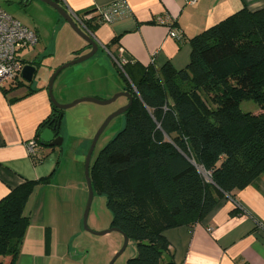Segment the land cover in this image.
<instances>
[{
  "label": "trees",
  "instance_id": "trees-1",
  "mask_svg": "<svg viewBox=\"0 0 264 264\" xmlns=\"http://www.w3.org/2000/svg\"><path fill=\"white\" fill-rule=\"evenodd\" d=\"M78 17L89 36L103 23L100 13ZM189 43L183 69L149 66L134 80L130 61L116 68L132 105L124 128L92 155L89 175L94 194L106 199L110 228L136 242L137 256L126 264H176L164 233L201 222L222 199L235 200L236 191L264 175V11L241 9ZM245 101L260 111L243 112ZM58 125L61 135L63 111L52 105L37 128L34 165L47 157L39 150L57 149L40 134ZM52 176L24 181L0 200V264L3 258L16 264L30 225L27 203ZM239 212L236 204L232 215Z\"/></svg>",
  "mask_w": 264,
  "mask_h": 264
},
{
  "label": "crops",
  "instance_id": "crops-1",
  "mask_svg": "<svg viewBox=\"0 0 264 264\" xmlns=\"http://www.w3.org/2000/svg\"><path fill=\"white\" fill-rule=\"evenodd\" d=\"M60 3L77 18L79 15L80 18L98 17V10L113 4L125 3L127 7L128 15L101 23L90 35L98 43L99 50L92 63L81 69L82 75H88L83 77L87 91H80L73 98L89 96L99 100H107L116 92L124 91V88H115L112 80L117 65L111 53H118L120 48L124 51L123 57L131 63L134 80L139 79L149 66L160 69L170 63L180 70L189 64L191 38L241 9L264 11V0H198L194 5H186L184 0H61ZM161 15L172 19L181 38L169 37L166 26L155 24V18ZM80 29L87 33L84 28ZM34 30L39 43L22 55V59L25 65L28 62L41 64L35 66L38 71L35 79L27 83L21 77L16 82L7 81L0 86V200L24 181L53 174L51 183L37 187L27 203L30 225L16 264H84L82 260L85 258L76 243L81 221L65 209L68 186L53 182L63 149L39 150L47 157L40 165H34L27 143L34 140L38 126L52 113L47 90L52 73L74 59L77 52L83 55L90 49L77 34H73L70 36L73 44L65 50V58L59 62L54 59L44 67L47 58L54 57V47L50 48L49 42L44 45L41 33L36 28ZM115 38L118 42L113 44ZM44 69L49 70L44 74ZM110 80L112 86L108 83ZM19 82L24 85L16 88ZM63 86L61 81L59 95H63ZM101 95L103 97H99ZM114 103V108L99 105L103 108L97 110L106 116L125 106L128 99L121 97ZM234 199H222L193 226L177 227L164 233L176 264H264V175L245 189L236 191ZM236 204L243 213L232 215ZM9 261V258H3V264H9Z\"/></svg>",
  "mask_w": 264,
  "mask_h": 264
},
{
  "label": "rangeland",
  "instance_id": "rangeland-1",
  "mask_svg": "<svg viewBox=\"0 0 264 264\" xmlns=\"http://www.w3.org/2000/svg\"><path fill=\"white\" fill-rule=\"evenodd\" d=\"M58 3L61 4L60 2ZM0 8L30 29H38L43 37L44 45H47V42H49V44L52 45L50 48L54 47V57L47 58L44 67H48L54 59L59 62L65 58V50H69L72 43L70 36H73L75 33L54 9L38 0H0ZM64 26H67L66 29H64ZM30 51L32 50L24 51L22 52V55ZM48 59L50 60L48 61ZM74 59H71L68 62H71ZM92 60L93 59H90L63 70L53 86V96L58 103L71 104L76 100L92 98L89 96L73 98L78 92L87 91L84 86L85 83L83 77L87 78L88 75H82L81 69L88 64H91ZM68 62H65L64 64H67ZM48 70L49 69L45 71L44 69V74ZM75 70L77 72L71 74V72ZM41 72L43 73V71ZM113 72L112 80L114 87L124 88L125 83L122 76L119 75L116 68H114ZM61 81L64 85L62 90L63 95H59L58 92V84ZM75 82L77 83L75 84ZM108 83L110 86L113 85L111 80ZM117 93L119 92H116L115 94ZM115 94H113V96ZM99 97L103 96L101 95ZM115 104L116 103L106 105L104 108H114ZM240 107L245 113L250 112L257 114L260 111L258 105L252 101L242 102ZM97 108L103 107H100L95 103L84 101L75 107L63 111L61 136L64 139L62 145L64 153L53 179L54 183L66 184L68 186V190L65 192V209H67L69 213L77 215L81 221V229L79 231L80 236L76 238V243L79 247L78 250L85 258V260H82L84 264H110L116 253L124 244V237L118 232H111L103 236H97L85 231L83 228V215L88 201V189L84 175L86 154L95 133L102 123L109 115L120 109L119 107L105 116V114L98 111ZM124 126V114L114 118L100 136L93 156L95 157L98 151L115 137ZM111 220L112 215L106 207L105 197L94 194L88 215V227L93 232L106 231L110 229ZM112 251L115 252L112 254ZM136 256V242L129 240L126 250L114 261L113 264H126L129 259L135 258Z\"/></svg>",
  "mask_w": 264,
  "mask_h": 264
},
{
  "label": "water",
  "instance_id": "water-1",
  "mask_svg": "<svg viewBox=\"0 0 264 264\" xmlns=\"http://www.w3.org/2000/svg\"><path fill=\"white\" fill-rule=\"evenodd\" d=\"M38 1L43 2L44 4H47L52 9H54L60 15V17L70 26V28L75 32V34H77L87 44V47L90 49L89 52H87L86 54H83L82 56L75 58L71 62H68L67 64H64L63 66L56 69L52 73V75L50 76V78L48 80V84H47V90H48V93L50 96L51 103L55 107V109L57 111H64V110L70 109L72 107H75L76 105H78L79 103L84 102V101L104 106V105H109V104L116 102L121 97H125L128 99V103L125 106L121 107L120 109H118L117 111H115L114 113L109 115L106 118V120L102 123V125L99 127V129L97 130V132L95 133V135L91 141L90 147H89L88 152L86 154L85 163H84V175H85V181H86V185H87V189H88V201H87V205H86L84 215H83V228L85 231L92 233L94 235H97V236H103V235L109 234L111 232H118V233L123 235L124 244H123L122 248L116 253L113 260L111 261L110 264H113L114 261L121 254H123L124 251L126 250L128 242H129V238L117 228H110V229H108L106 231H102V232H93L88 227V215H89V210H90L91 203H92L93 196H94V191L92 188V182H91V178L89 175L90 174L89 170H90L92 155L95 151V148H96V145H97V142H98L100 136L102 135V133L104 132L106 127L109 125V123L114 118H116L119 115L126 113V111L131 107V105H132V94L130 92L123 91V92H119V93L115 94L109 100H99L96 98H86V99H82V100H76V101L72 102L71 104H60V103H58L57 100L53 96V86H54V82H55V79L58 76V74L61 71H63L64 69H67L73 65L80 64V63H83V62H86V61L92 59L97 54V52L99 50V45L91 36H89L82 29H80V27L74 21L72 15L69 12H67L57 2L52 1V0H38ZM37 73H38L37 68L34 65L27 64L24 66V68L21 72V77L27 83H31ZM59 132H60V125L53 127V128H46L40 134V139L42 140L43 143L48 144L51 147H57L61 150L64 139L61 135H59Z\"/></svg>",
  "mask_w": 264,
  "mask_h": 264
},
{
  "label": "built area",
  "instance_id": "built-area-1",
  "mask_svg": "<svg viewBox=\"0 0 264 264\" xmlns=\"http://www.w3.org/2000/svg\"><path fill=\"white\" fill-rule=\"evenodd\" d=\"M60 2L61 0H52ZM198 0H184L186 5H194ZM59 4V3H58ZM125 4V3H124ZM123 3L113 4L98 10L103 23H110L118 18L128 15L127 7ZM79 27L85 28L76 16H72ZM87 18V16L83 17ZM155 24L166 26L169 29V37L178 39L180 32L174 27L172 19L168 15L155 18ZM39 43V37L35 30L23 25L20 21L0 8V86L7 81L16 82L21 78V72L25 66L22 52L33 50ZM123 49L118 50V57L114 59L117 67L121 68L128 61L123 57ZM38 145L34 140L27 143V149L31 156L36 155Z\"/></svg>",
  "mask_w": 264,
  "mask_h": 264
}]
</instances>
